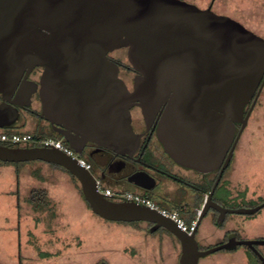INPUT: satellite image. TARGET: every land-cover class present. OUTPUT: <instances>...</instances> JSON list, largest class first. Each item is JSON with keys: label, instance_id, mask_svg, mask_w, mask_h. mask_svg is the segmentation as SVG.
Returning <instances> with one entry per match:
<instances>
[{"label": "water", "instance_id": "1", "mask_svg": "<svg viewBox=\"0 0 264 264\" xmlns=\"http://www.w3.org/2000/svg\"><path fill=\"white\" fill-rule=\"evenodd\" d=\"M121 48L136 72L133 90L109 56ZM36 67L43 68L41 115L77 154L88 142L117 154L135 151L141 136L133 129L131 108L138 105L148 120L163 112L158 135L178 164L204 174L221 167L222 173L264 87V37L216 13L212 5L201 8L185 0H0V121L12 119L0 122V129L13 128L19 114L6 100ZM0 161L65 168L102 219L144 221L153 224L151 232L164 228L175 236L179 264H199L202 257L241 245L252 248L264 264L254 249L264 240L230 237L201 250L199 222L188 234L156 209L105 196L91 171L54 147L0 143ZM137 176L132 183L151 188ZM209 200L219 212L217 225L228 213L252 215L264 208V202L224 208Z\"/></svg>", "mask_w": 264, "mask_h": 264}, {"label": "rangeland", "instance_id": "2", "mask_svg": "<svg viewBox=\"0 0 264 264\" xmlns=\"http://www.w3.org/2000/svg\"><path fill=\"white\" fill-rule=\"evenodd\" d=\"M185 1L201 8L212 5L216 13L236 19L264 37V0ZM124 52L126 58L121 60L126 63ZM39 162L20 165L18 182L15 165L0 163L1 264H178L181 246L171 234L102 219L88 207L79 182L65 171ZM224 184L231 192L232 206L252 208L264 201V87L226 169ZM32 188L47 191V210L34 212L26 202ZM16 191L20 210L15 205ZM227 228L244 239H264V208L252 215L229 214L221 229ZM18 236L21 256L11 248ZM212 240L210 236L203 246L212 245ZM40 251L48 256L41 257ZM237 252L220 250L200 258L199 264H259L244 246Z\"/></svg>", "mask_w": 264, "mask_h": 264}, {"label": "flooded vegetation", "instance_id": "3", "mask_svg": "<svg viewBox=\"0 0 264 264\" xmlns=\"http://www.w3.org/2000/svg\"><path fill=\"white\" fill-rule=\"evenodd\" d=\"M118 50L109 53V56L119 65V77L125 82L129 90H133L136 72L128 63L111 55ZM42 73L43 68H34L29 72L27 80L19 84L16 93L6 100V103L17 110L19 114L12 129H17L23 133H30L34 137L39 134H46L57 139H62L67 143L64 137L53 130L52 123L41 115L43 110L40 93ZM28 94H30L29 97L27 96ZM2 103L3 96L0 94V105ZM162 114L163 112L159 111L152 120H148L145 118L141 107L134 105L131 108V123L135 133L141 136L139 145L135 151L117 154L93 142H88L81 156L93 159L94 165H92L90 171L97 179H100L103 186L119 192L134 191L150 197L158 206H170L180 210L185 217L192 218L191 222L195 221V229L199 222L196 236L198 235L199 228L204 225L210 215L211 224L216 228H222L227 222L229 214L233 213H228L223 224L217 225L219 212L210 206L211 202L209 198L211 197L215 203L224 208H239L231 205V192L224 184L225 172L228 167L222 173V168L220 167L213 172L204 174L178 164L165 151L158 135ZM11 120L9 116H6L0 122L8 123ZM238 125L240 124H237V132L240 128ZM55 126L61 128V125ZM8 146L26 148L38 145L34 142H29L24 145L9 144ZM135 175H138L136 180L151 186V188L145 189L132 183L130 179ZM208 206L210 207L208 208ZM120 223L137 224L149 232H151L150 230L153 227V224L144 221ZM157 232L171 234L164 228L154 231V233ZM173 237L175 238V236ZM230 237H236L241 240H264L261 238L244 239L239 237L233 230H230L226 237L218 243L209 247L199 243V248L201 250L211 248L227 242ZM241 246L252 252L262 264L252 248L247 245ZM239 247L231 251H237ZM261 247H264V245H254V249L264 256V250H261Z\"/></svg>", "mask_w": 264, "mask_h": 264}, {"label": "built area", "instance_id": "4", "mask_svg": "<svg viewBox=\"0 0 264 264\" xmlns=\"http://www.w3.org/2000/svg\"><path fill=\"white\" fill-rule=\"evenodd\" d=\"M29 142H34L38 146L45 147H54L64 152L67 156H70L77 160V162L84 167L86 170H91V163H89L86 159H84L81 155L77 154L69 145L65 144L62 139L45 137L41 139L35 138L30 133L23 132H13L8 133L4 129H0V143L4 145H24ZM97 190L104 194L105 196L112 198L114 200H125V201H133L139 204H143L149 206L150 208L156 209L163 216H166L173 220L177 227L183 232H187L191 234L195 229V221L191 223H187L176 211H171L168 209H164L159 207L155 202L150 200L149 198L131 191L119 192L115 191L111 188H105L100 179L96 178Z\"/></svg>", "mask_w": 264, "mask_h": 264}, {"label": "trees", "instance_id": "5", "mask_svg": "<svg viewBox=\"0 0 264 264\" xmlns=\"http://www.w3.org/2000/svg\"><path fill=\"white\" fill-rule=\"evenodd\" d=\"M124 51H127V49L126 48H121L120 50H118V51H116V52H114V53H119L120 52V56L119 57H117V58H120V59H122V57H124V58H126V55L124 54L125 52ZM113 54V53H112ZM111 54V55H112ZM127 60H128V58H127ZM126 60V63H128L129 65H130V63H129V61H127ZM131 66V65H130ZM251 103H252V101L247 105V107H246V110L248 111V109H249V107H250V105H251ZM246 111V112H247ZM238 127H240V125H238ZM6 132H8V133H13V132H20L19 130H14V129H4ZM45 137H52V136H49V135H46V134H39V135H37V136H35V138H37V139H41V138H45ZM52 138H55V137H52ZM65 144H67V143H65ZM68 145V144H67ZM83 157V156H82ZM84 159H86L89 163H91V165H94V161H93V159L92 158H85V157H83ZM0 163H3V164H12V165H15V167H17L18 169H19V167H20V165H27L26 163H28V162H22V163H10V162H3V161H0ZM39 163H46V164H48V165H50V166H52V167H54V168H58V169H61V170H63V171H65V172H67L75 181H77V182H79L68 170H66L65 168H63V167H61V166H59V165H57V164H53V163H48V162H43V161H40ZM38 178L40 179V180H42L43 179V177L39 174V176H38ZM79 187H80V192H81V195H82V197L84 198V196H83V193H82V190H81V186H80V184H79ZM105 188H107L106 186H104ZM134 193H136V192H134ZM144 196V195H143ZM145 197H147V196H145ZM147 198H150V197H147ZM84 200L86 201V199L84 198ZM26 202L28 203V204H30L31 205V207H32V210L34 211V212H38V211H45V210H47L48 209V206H49V204H50V200H49V198H48V193H47V191L44 189V188H32L30 191H29V194H28V196L26 197ZM86 203H87V205H88V207L90 208V206H89V204H88V202L86 201ZM91 209V208H90ZM168 209L169 210H171V211H177L178 213H179V215L182 217V218H184L185 220H186V222L187 223H191V220H192V218H188V217H185V215L180 211V210H177V209H175V208H169L168 207ZM19 210H20V207H19ZM175 239H177L176 237H175ZM179 242V241H178ZM39 255L41 256V257H45V256H48V253L47 252H39ZM258 262H259V264H261L260 263V261L258 260ZM98 264H108V263H106L105 261H103V262H99Z\"/></svg>", "mask_w": 264, "mask_h": 264}, {"label": "crops", "instance_id": "6", "mask_svg": "<svg viewBox=\"0 0 264 264\" xmlns=\"http://www.w3.org/2000/svg\"><path fill=\"white\" fill-rule=\"evenodd\" d=\"M14 173H15V180H16V182H18V178H19L20 175H19V169L17 167L14 168ZM14 194L16 196L15 205H16L17 210H19V207H20L19 206L20 205V200H19L20 195H19L18 191H16V193H14ZM150 200L153 201V199H150ZM159 207L164 208V209H168V207L172 208L170 206H159ZM18 218L20 220L21 216L18 215ZM212 228H213V225L211 224V215H210L208 220L204 223V225H202L199 228L198 235H197L198 237L196 236V238H197L199 243L204 245L206 240H208L210 236H213V240L212 241H214V243L212 245H214V244L218 243L219 241L223 240L226 237L227 233L230 231V229H228V228L225 229V230H222L221 228H213L214 230H212ZM16 240H17V242L15 243V245L13 243V246L11 248L13 250H18V256H21L20 255L21 251L19 249L21 247L19 245V236H18V238ZM212 245H210V246H212ZM207 247H209V246H207ZM232 253L233 254H237L238 252L237 251H232ZM179 258H180V256H179ZM178 264H179V262H178Z\"/></svg>", "mask_w": 264, "mask_h": 264}]
</instances>
